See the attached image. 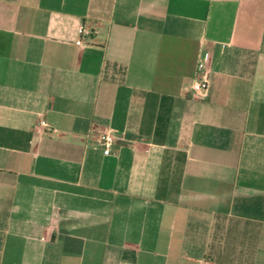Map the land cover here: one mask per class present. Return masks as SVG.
I'll use <instances>...</instances> for the list:
<instances>
[{
    "label": "crops",
    "instance_id": "crops-1",
    "mask_svg": "<svg viewBox=\"0 0 264 264\" xmlns=\"http://www.w3.org/2000/svg\"><path fill=\"white\" fill-rule=\"evenodd\" d=\"M0 264H264V0H0Z\"/></svg>",
    "mask_w": 264,
    "mask_h": 264
},
{
    "label": "built area",
    "instance_id": "built-area-1",
    "mask_svg": "<svg viewBox=\"0 0 264 264\" xmlns=\"http://www.w3.org/2000/svg\"><path fill=\"white\" fill-rule=\"evenodd\" d=\"M89 32H87L84 28L80 29V39L76 42L78 45H83V36H88ZM209 90V76L201 58H199L197 63L196 75L187 88V92L192 94L193 96L204 97ZM40 127L45 128L46 130H50L47 123L42 120L40 121ZM99 142L103 147V154L108 156L110 154V149L113 144L117 142L116 137L109 133H103L98 136ZM125 143V142H124Z\"/></svg>",
    "mask_w": 264,
    "mask_h": 264
}]
</instances>
